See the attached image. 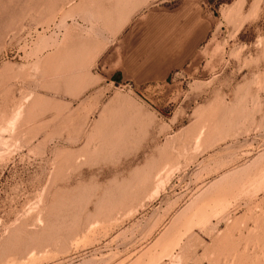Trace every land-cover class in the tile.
Segmentation results:
<instances>
[{"label": "rangeland", "instance_id": "rangeland-1", "mask_svg": "<svg viewBox=\"0 0 264 264\" xmlns=\"http://www.w3.org/2000/svg\"><path fill=\"white\" fill-rule=\"evenodd\" d=\"M0 264H264V0H0Z\"/></svg>", "mask_w": 264, "mask_h": 264}, {"label": "crops", "instance_id": "crops-1", "mask_svg": "<svg viewBox=\"0 0 264 264\" xmlns=\"http://www.w3.org/2000/svg\"><path fill=\"white\" fill-rule=\"evenodd\" d=\"M163 54V53H162ZM148 55H152V58L150 57V59L148 60V62H150L151 61V63H152V61L153 62H156L157 61V59H154V57H157V55L159 56L160 55V53L158 52V51H155L154 53H149ZM169 55V54H168ZM153 59V60H152ZM158 63V62H157ZM156 63V64H157ZM153 64V63H152ZM156 64H154V65H156ZM153 66V65H152Z\"/></svg>", "mask_w": 264, "mask_h": 264}]
</instances>
